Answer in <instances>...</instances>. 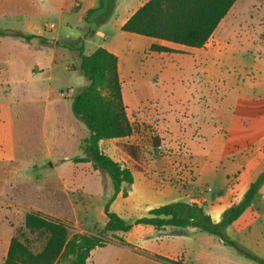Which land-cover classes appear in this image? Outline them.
<instances>
[{
	"label": "rangeland",
	"instance_id": "obj_1",
	"mask_svg": "<svg viewBox=\"0 0 264 264\" xmlns=\"http://www.w3.org/2000/svg\"><path fill=\"white\" fill-rule=\"evenodd\" d=\"M111 1L105 0L107 4ZM113 9L108 6L87 12L84 22L78 24L70 19H55L52 0H0V30L22 31L53 40L43 44L0 37V264L6 259L14 236L27 240L36 251L42 249L45 237L25 228V215L30 211L64 221L71 236L98 235L107 222L104 207L113 195V187L105 173L90 164L73 162V158L83 156L81 145L89 131L73 115L71 102L88 85L79 70L80 50L86 49V41L103 43L107 35L119 40L125 33L120 27L123 16H113ZM228 17L217 29L215 39L233 44V57L221 60L216 76L230 75L241 86L249 81L264 82V0H238ZM109 18V23L101 25ZM173 79L175 86L192 83V79ZM122 89L126 98V81ZM177 96L176 102L180 99V104L187 103L191 111V102L184 99L187 95ZM124 103L127 105L126 100ZM138 106L134 112L130 109L135 110L137 105L129 107L134 127L140 108L147 107L152 112L157 109L150 99ZM161 107L168 109V115H177L170 95ZM190 111L189 120L177 118L178 125L173 119L157 118L153 123L142 120L149 125L148 132L140 134L142 147L130 146L126 137L102 144L104 152L134 175V183L124 185L118 200L111 205L112 211L135 221L146 216L149 208L174 200L178 194L175 186L189 189L195 184L200 188L206 187L207 182L211 185L205 172L198 180L199 174L196 177L193 172L196 167L201 171L226 167V160L218 157L222 142L215 143L214 156L208 158L205 150L212 147L208 148L207 141H186L197 134ZM241 111L245 112L246 107ZM159 113L156 112L157 117ZM7 139L13 147L10 156L3 155ZM125 147L132 148V157L125 153ZM196 148L202 154L199 157L192 152ZM134 187L135 194L128 201ZM143 234L151 233L137 227L129 233L104 237L109 243L122 239L120 236L138 241ZM72 259V255L63 257L58 264H70Z\"/></svg>",
	"mask_w": 264,
	"mask_h": 264
},
{
	"label": "crops",
	"instance_id": "obj_2",
	"mask_svg": "<svg viewBox=\"0 0 264 264\" xmlns=\"http://www.w3.org/2000/svg\"><path fill=\"white\" fill-rule=\"evenodd\" d=\"M148 1L116 0L113 16L122 14L120 27ZM52 4L55 19H70L81 24L86 13L99 6V0H52ZM112 18L101 25H106ZM216 31L201 48H191L127 32L119 40H112L107 35L103 43L86 41L84 54L90 55L99 47H104L118 57L120 79L122 83L126 81L127 85L128 94L125 98L123 93V100L127 102L125 106L129 120V107L135 108L137 105L135 110L130 109L134 112L139 110L138 105L143 100L150 99L156 103L157 109L154 112L146 109L147 107L140 108L141 112L136 118L137 124H143L142 120L153 123L157 118L173 119L176 124L178 117L189 120L188 104H180V99L176 102L179 93L187 95L184 99L191 102L190 118L197 134L194 133L196 136L193 135L186 141H207L208 148L212 147L211 150H205L208 158L214 156L215 143L222 142L218 157L220 160H226V167L223 170L217 168L204 171L197 170L196 167L193 172L196 177L199 174L198 180L201 181L202 173L205 172L211 185L207 182L206 187L200 188L195 184L189 189L175 186L178 188V194L171 202H195L218 223L224 211L238 204L250 185L264 171V82L249 81L245 86H241L230 75L216 76V66L220 65L223 59H232L234 51L233 44L215 39ZM97 34L98 32L94 38ZM152 45L167 47L172 49V52L151 51ZM174 77L192 79V83L180 82L175 86ZM168 95L177 109V115L174 117L168 115L167 108L161 107V104L165 105ZM166 107H169L168 102ZM243 107H246L245 112L241 111ZM157 111L160 112L158 117ZM131 125L134 127L132 123ZM123 139L125 138L102 140L100 146L102 148L103 143L109 145L111 141ZM5 143L3 155L10 156L13 151L12 144L8 139ZM127 148L124 149L125 153L132 157ZM192 152L194 157L202 155L197 148ZM105 153L113 158L108 152ZM135 191L136 188L130 192L128 201L133 198ZM119 195L114 201L118 200ZM151 209L153 208L148 210ZM137 227H143L144 231L147 230L151 234H143V239L138 241L120 236L125 243L115 239L106 247L93 250L86 264H259L224 244L219 238L197 228L186 229L184 235H174L168 232L172 227L156 229L153 226L139 225L135 228ZM227 234L245 250L264 259V183L251 207L227 228Z\"/></svg>",
	"mask_w": 264,
	"mask_h": 264
},
{
	"label": "trees",
	"instance_id": "obj_3",
	"mask_svg": "<svg viewBox=\"0 0 264 264\" xmlns=\"http://www.w3.org/2000/svg\"><path fill=\"white\" fill-rule=\"evenodd\" d=\"M237 1L149 0L131 16L121 30L191 48H201L212 37ZM115 2L116 0H112L107 4L105 0H99V8L91 9L88 13L108 6L114 7ZM5 36L25 42L39 41L43 44L53 42L51 39L22 31L0 30V37ZM151 51L172 52V49L152 45ZM79 68L88 85L73 96L71 109L74 116L88 129L89 135L81 145L83 156L73 158V162L90 164L94 170L101 171L110 178L114 192L104 207L107 222L98 235L71 236L69 226L64 221L41 212L30 211L25 215V228L32 234L45 237L42 249L36 251L27 240L14 236L10 240L3 264H58L60 259L70 255L73 256L70 264H86L93 250L109 244L104 236L128 233L139 225L153 226L156 229L172 227L175 230L174 235H184L186 229L197 228L219 238L246 258L264 264V259L245 250L227 234V228L251 207L264 183V171L250 185L241 201L224 211L218 223H215L204 208L195 202H171L149 210L146 216L135 221H128L111 210L112 203L123 191L124 185L130 186L134 183L132 170L122 167L100 146L102 140L125 138L132 133V125L123 100L118 57L104 47H99L90 55L84 54L82 49ZM127 150L131 151L132 148L128 147ZM118 240L125 243L123 239Z\"/></svg>",
	"mask_w": 264,
	"mask_h": 264
},
{
	"label": "built area",
	"instance_id": "obj_4",
	"mask_svg": "<svg viewBox=\"0 0 264 264\" xmlns=\"http://www.w3.org/2000/svg\"><path fill=\"white\" fill-rule=\"evenodd\" d=\"M148 124H136L135 127H132V133L127 136L128 142L132 146L136 147H142L144 144L141 142V136L140 134L142 133H147L148 132Z\"/></svg>",
	"mask_w": 264,
	"mask_h": 264
}]
</instances>
